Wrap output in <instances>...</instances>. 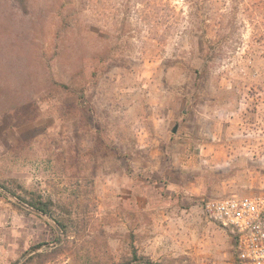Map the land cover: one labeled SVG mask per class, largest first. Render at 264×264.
<instances>
[{"label": "rangeland", "instance_id": "1", "mask_svg": "<svg viewBox=\"0 0 264 264\" xmlns=\"http://www.w3.org/2000/svg\"><path fill=\"white\" fill-rule=\"evenodd\" d=\"M31 2L0 0V182L67 227L0 187V264H234L202 203L264 193V0Z\"/></svg>", "mask_w": 264, "mask_h": 264}, {"label": "built area", "instance_id": "2", "mask_svg": "<svg viewBox=\"0 0 264 264\" xmlns=\"http://www.w3.org/2000/svg\"><path fill=\"white\" fill-rule=\"evenodd\" d=\"M202 207L210 221L230 232L234 264H264V193L208 198Z\"/></svg>", "mask_w": 264, "mask_h": 264}, {"label": "trees", "instance_id": "3", "mask_svg": "<svg viewBox=\"0 0 264 264\" xmlns=\"http://www.w3.org/2000/svg\"><path fill=\"white\" fill-rule=\"evenodd\" d=\"M9 2L14 6L15 8L21 10V12L29 14L31 18H38V14L36 13V10L33 9V5L31 0H9ZM53 83H56L57 85H60L61 83L55 81L53 78H51ZM83 90L80 91V98L83 97ZM0 187L6 191H8L11 195L16 196L18 199V202H24L29 207H31L33 210L40 212L42 214H45L49 217H52L55 220V223L66 232V224L64 223V220L59 219L54 215V202L50 198H44L40 193L35 192H27L28 198L17 194L15 191L10 190L6 184L0 182ZM19 187V186H18ZM26 193V190L24 191Z\"/></svg>", "mask_w": 264, "mask_h": 264}, {"label": "water", "instance_id": "4", "mask_svg": "<svg viewBox=\"0 0 264 264\" xmlns=\"http://www.w3.org/2000/svg\"><path fill=\"white\" fill-rule=\"evenodd\" d=\"M172 131H173V132L176 131V126H174V127L172 128Z\"/></svg>", "mask_w": 264, "mask_h": 264}]
</instances>
